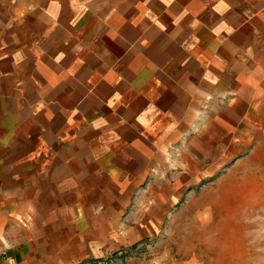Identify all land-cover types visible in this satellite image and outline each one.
<instances>
[{
	"label": "crops",
	"instance_id": "obj_1",
	"mask_svg": "<svg viewBox=\"0 0 264 264\" xmlns=\"http://www.w3.org/2000/svg\"><path fill=\"white\" fill-rule=\"evenodd\" d=\"M263 107L264 0H0V264L112 248Z\"/></svg>",
	"mask_w": 264,
	"mask_h": 264
},
{
	"label": "rangeland",
	"instance_id": "obj_2",
	"mask_svg": "<svg viewBox=\"0 0 264 264\" xmlns=\"http://www.w3.org/2000/svg\"><path fill=\"white\" fill-rule=\"evenodd\" d=\"M261 113L259 122L239 125L241 138L232 139L231 125V139L215 141L191 170L167 173L165 205L150 206L159 215H121L129 220L119 224L115 246L69 264H264Z\"/></svg>",
	"mask_w": 264,
	"mask_h": 264
}]
</instances>
